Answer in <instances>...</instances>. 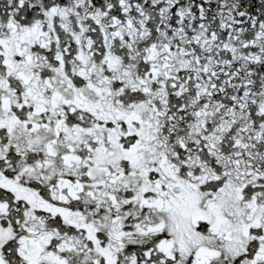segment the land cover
<instances>
[{"label":"snow or ice","instance_id":"snow-or-ice-1","mask_svg":"<svg viewBox=\"0 0 264 264\" xmlns=\"http://www.w3.org/2000/svg\"><path fill=\"white\" fill-rule=\"evenodd\" d=\"M0 264H264V0H0Z\"/></svg>","mask_w":264,"mask_h":264}]
</instances>
